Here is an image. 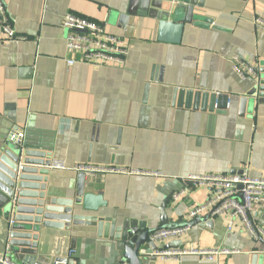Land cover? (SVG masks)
<instances>
[{"label":"crops","instance_id":"1","mask_svg":"<svg viewBox=\"0 0 264 264\" xmlns=\"http://www.w3.org/2000/svg\"><path fill=\"white\" fill-rule=\"evenodd\" d=\"M3 1L17 35L9 38L0 24V148L12 134L25 131L24 142L69 166L115 169L88 175L98 180L95 191L108 205L80 213L114 217L117 223L144 220L157 228L160 207L173 194L169 217L188 223L194 220L188 217L191 208L214 192L192 176L247 171L264 178V102L248 94L264 69V27L255 21L264 18V0H206L202 13L212 21L187 24L179 43L160 41L157 23L148 17L131 16L125 28L120 26L131 0ZM68 13L125 37L126 64L69 65L68 59L79 56L66 49ZM235 55L258 76H246L243 67V77ZM174 89L208 92L214 101L204 110L201 100L197 106L188 102L187 93L174 99ZM78 173L52 169L50 196L74 197ZM4 206L0 192V251L9 233ZM254 217L264 227V207ZM210 219L157 243L159 249H225L215 262L189 255L150 264H252L256 258L264 263V239H252L241 219L235 217L231 228L228 214ZM48 235L40 241L35 264L117 262L115 242L97 237L95 228L74 226L71 234L52 230ZM12 255L22 263L13 248Z\"/></svg>","mask_w":264,"mask_h":264},{"label":"water","instance_id":"2","mask_svg":"<svg viewBox=\"0 0 264 264\" xmlns=\"http://www.w3.org/2000/svg\"><path fill=\"white\" fill-rule=\"evenodd\" d=\"M205 1L131 0L127 10L120 14L119 24L125 28L131 16L148 17L157 23L160 41L179 43L187 24L203 26L204 22L212 21L202 13ZM261 73L252 81L254 85L248 94L264 102V69ZM186 93L188 102L195 101L196 106L201 100L204 110L206 104L214 101L209 97L210 93L191 89H174V99L178 94L182 97ZM224 98L229 101L227 97ZM246 101L244 99L242 105ZM9 140L0 148V192L5 196L4 212L14 221L10 242L13 252L22 260L21 264L36 263L40 241L48 237L52 230L68 235L74 226L95 228L97 237L114 241L118 255L116 264H150L157 257L151 256L147 250L156 251L159 248L156 241L150 240L153 231L201 221L213 222L209 216H205L188 223H174L167 213L173 194L167 196L160 207V226L157 228H148L144 220L126 219L123 223H117L114 217L84 215L80 212L97 213L100 208L108 205L102 192L95 191L98 180L88 178L86 172H80L74 197L50 196L48 182L52 171V153L34 149L15 134ZM75 241L76 238L72 237V249L75 248ZM63 260L66 259L63 257ZM252 264H259V260L254 259Z\"/></svg>","mask_w":264,"mask_h":264},{"label":"built area","instance_id":"3","mask_svg":"<svg viewBox=\"0 0 264 264\" xmlns=\"http://www.w3.org/2000/svg\"><path fill=\"white\" fill-rule=\"evenodd\" d=\"M256 23L264 27V18L257 17ZM0 24L3 32L9 37L17 35L13 25L12 17L4 3L0 0ZM63 26L68 30L65 37L66 49L69 53L78 55V59H68L69 65L77 61L86 63H96L100 61L105 64L124 66L127 61L129 44L125 37L109 33L104 24L87 19L85 17L68 13L63 20ZM237 64L235 68L243 76L242 68L247 69L248 74L257 75V69L241 61L238 56L233 57ZM258 76V75H257ZM258 78V77H257ZM17 138H24L25 131L16 135ZM52 169L74 170L86 172L87 175L95 176L100 173L113 171V168L99 167L93 165L69 166L63 159H53L50 165ZM192 179L211 185L214 189L212 196L203 203L196 204L188 213L190 219L209 216L215 217L222 214L231 216L229 228L233 225V219H241L247 233L252 239H264V227L258 224L254 214L264 207V178L253 177L247 171L242 173L211 174L203 176H192ZM185 193L184 190L175 193V199L180 198ZM13 219L9 221V233L7 243L3 251H0V264H21L13 258L12 245L10 242L11 226ZM189 229V225L184 224L178 227L158 228L150 234L151 241H160L170 237H180ZM226 250L223 248H201L185 247L171 249V247L149 251L151 256H156L163 260L181 259L183 256H197L204 261L215 262L219 255ZM53 264H64L55 261Z\"/></svg>","mask_w":264,"mask_h":264}]
</instances>
